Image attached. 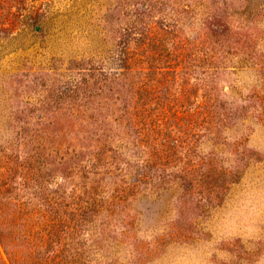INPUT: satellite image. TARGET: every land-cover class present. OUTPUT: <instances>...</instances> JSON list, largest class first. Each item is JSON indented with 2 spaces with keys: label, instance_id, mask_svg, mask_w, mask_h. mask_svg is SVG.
<instances>
[{
  "label": "rangeland",
  "instance_id": "rangeland-1",
  "mask_svg": "<svg viewBox=\"0 0 264 264\" xmlns=\"http://www.w3.org/2000/svg\"><path fill=\"white\" fill-rule=\"evenodd\" d=\"M1 7L3 264L31 258L44 197L78 225L60 264H264V212L237 203L264 193V0Z\"/></svg>",
  "mask_w": 264,
  "mask_h": 264
},
{
  "label": "trees",
  "instance_id": "trees-1",
  "mask_svg": "<svg viewBox=\"0 0 264 264\" xmlns=\"http://www.w3.org/2000/svg\"><path fill=\"white\" fill-rule=\"evenodd\" d=\"M7 1L8 0H0V20H7L10 17V13L5 11L4 7H1ZM158 92V88H152L148 92L150 100L157 104V107L145 108L142 113L144 118L149 120V125H152L153 128L150 129L152 133L157 134L160 133L158 128L161 129L162 122L166 120V105L161 106L160 101L162 97L156 95ZM209 99L213 100L211 98ZM208 112L210 114L214 113L210 108ZM165 145V143L162 144V146ZM25 178L26 180L30 179L31 175L28 173ZM45 202H48L49 205L42 206ZM25 205V214L28 215V220L32 222L31 227L28 230V236L32 241L34 251L31 252L30 259H18L16 260V264H60V262L57 261V258H60L61 254L57 249L55 250V248L58 245H62L63 247L67 246L68 241L71 240L76 232L75 230H77V223L72 224L71 219H66V213L59 211L61 204L52 201V199L47 200V198L44 197L41 205L35 203H25ZM4 234L0 216V238L6 246L10 247L9 243L6 241L7 237H5ZM50 247L54 248V250L50 251ZM9 254H12L11 249ZM62 261L65 263V258H62ZM0 264H3L1 259Z\"/></svg>",
  "mask_w": 264,
  "mask_h": 264
},
{
  "label": "clouds",
  "instance_id": "clouds-1",
  "mask_svg": "<svg viewBox=\"0 0 264 264\" xmlns=\"http://www.w3.org/2000/svg\"><path fill=\"white\" fill-rule=\"evenodd\" d=\"M255 185L256 181L247 182L237 193V203L249 216L264 212V193L259 192Z\"/></svg>",
  "mask_w": 264,
  "mask_h": 264
}]
</instances>
